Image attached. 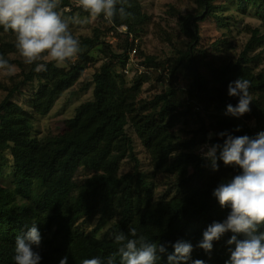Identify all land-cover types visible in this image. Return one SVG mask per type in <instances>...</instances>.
<instances>
[{
	"label": "trees",
	"instance_id": "1",
	"mask_svg": "<svg viewBox=\"0 0 264 264\" xmlns=\"http://www.w3.org/2000/svg\"><path fill=\"white\" fill-rule=\"evenodd\" d=\"M58 3L61 15L78 12L89 16L73 7L71 0ZM129 3L132 17L121 20L117 15L109 21L101 15L90 35L77 38L81 51L73 63L49 61L46 70L39 72L35 63L10 58L19 54L16 38L0 27V56L20 71L18 81L0 85L4 93L0 102V178L9 175L3 174L2 153L8 152L11 163V185L3 187L0 199V264H15L16 238L26 236L33 224L41 236L40 246H33L41 256L40 264H59L65 255L69 264L94 257L106 264L118 247L115 235H127L131 227L149 242L167 244V254L174 251L171 245L178 240L191 243L188 264L196 259L204 264H225L230 259L234 245L227 241L231 232L214 241L210 253L196 245L209 225L223 222L231 211L221 208L213 191L241 170L218 160L219 168L213 171L209 161L194 152L202 144L223 145L227 137H219L221 132L255 137L264 131V31L252 29L242 47L229 40V27L238 15L255 17L264 28V0H194L191 10L170 7L189 41L184 51L164 61L143 51L139 38L149 16L140 0ZM201 22L213 24L223 36L208 50L199 47ZM115 27H126L127 32L117 34V41L109 44V33ZM95 50L104 56V62L93 68L87 82L84 73L94 64ZM133 50L136 72L128 79L124 68ZM183 67L192 73L185 89L175 85ZM162 70L169 82L163 81ZM240 77L251 82L252 104L249 113L235 118L226 115L227 105L238 103V97L228 95V85ZM79 82L82 92L92 88V99L75 110L60 133L32 139L31 124L46 117L57 99ZM162 83L165 89L144 95L146 85L153 91ZM31 85L36 89L29 101L20 102L24 106L12 101L17 95H28L24 89ZM188 114L196 116L200 125L193 132V146L182 150L173 127ZM143 162L155 174L171 179L158 199L154 176L144 172ZM124 165L128 169L123 173ZM80 169L91 175L77 184ZM96 216L110 225L105 239L76 229L82 218ZM167 254L157 264H168ZM115 264H120L119 257Z\"/></svg>",
	"mask_w": 264,
	"mask_h": 264
},
{
	"label": "clouds",
	"instance_id": "2",
	"mask_svg": "<svg viewBox=\"0 0 264 264\" xmlns=\"http://www.w3.org/2000/svg\"><path fill=\"white\" fill-rule=\"evenodd\" d=\"M77 6L92 19L103 15L112 21L119 15L121 20H126L133 16L127 10L131 7L129 0H77ZM58 7V0H0V27L15 35L16 48L24 63H35L37 72L46 70V62L62 64L76 58L81 51L80 41L70 31ZM14 69L15 65L0 56V70L12 75ZM250 86L251 82L241 77L228 85V95L238 97V103L228 104L226 115L240 118L251 111ZM218 136L227 137L224 144L203 146L202 158L209 161L213 171L218 170L217 161L222 160L226 167L239 168L241 174L222 182L213 191L221 208L231 211L223 222L209 225L196 246L210 253L213 242L231 232L233 235L227 244L234 245V249L230 248V259L225 264H264V231L261 230L264 228V131L255 137H233L228 132L218 133ZM115 242L117 250L107 257L106 264H115L117 257L120 264H157L161 256L167 254V244L149 242L135 227H131L127 235L116 234ZM40 244V233L33 224L26 236L16 238L15 264H40L41 256L33 251V246L38 248ZM171 246L174 251L167 254L168 264H188L192 244L178 240ZM59 264H69L68 255ZM82 264H105V261L94 257L84 259ZM192 264H204V261L196 259Z\"/></svg>",
	"mask_w": 264,
	"mask_h": 264
},
{
	"label": "rangeland",
	"instance_id": "3",
	"mask_svg": "<svg viewBox=\"0 0 264 264\" xmlns=\"http://www.w3.org/2000/svg\"><path fill=\"white\" fill-rule=\"evenodd\" d=\"M143 8L146 10L149 16V22L145 26V32L140 36V44L143 51L147 55H152L157 57L158 60L164 61L168 58L176 57L177 51H184L186 49V44L188 43V37H184L180 27L177 25V18L174 13L169 10L170 7L174 6L180 10H191L194 5V0H140ZM77 4H74L73 7H76ZM65 21L69 24V29L74 35V37L79 38L82 36H88L91 34L92 29L97 25V18L92 19L90 16H82L78 12H75L72 15H67L65 13L62 15ZM258 28L261 32L264 31V28L261 26L259 20L252 16H240L236 17V21L229 27L230 29V42L233 46H243L248 39L252 29ZM224 28L223 30H227ZM200 40L199 47L203 50H208L211 48L212 43L222 38L223 36L219 32V29L216 28L211 23H200ZM212 50V49H211ZM94 64L90 65L84 73V79L88 82L91 78V74L95 69L94 67H99L104 62V56L101 55L97 50ZM13 60H18L24 63V59L20 54H15L10 57ZM72 63L75 61V58L70 60ZM25 64V63H24ZM127 72L125 73L128 79H131L134 75L135 64L130 62L124 68ZM120 68H116V72L119 73ZM166 71L162 70V79L163 81H170ZM178 80L176 82V87L186 88L192 81V73L187 71L186 68H182L178 74ZM20 71L15 66L14 74L7 75L4 70H0V85L6 86L11 83V79L18 81L20 78ZM79 82L73 89L63 93L55 102L52 110L46 117H38L36 121L31 124V138L38 137L39 139H44L48 136L56 135L60 133L64 124L67 120L71 119L75 110L84 102H87L92 99V88L82 92L80 88L82 87ZM157 89L153 91H148L150 89V84L144 87L146 92L144 95H152V92H159L165 89L164 83L156 86ZM36 89V85L28 86L24 91L28 94H20L12 98L14 103L21 104L23 101H29L31 98V92ZM4 97V93L0 91V102ZM21 99V101H19ZM19 101V102H18ZM21 102V103H20ZM200 121L196 116L188 114L187 116L180 117L177 122H175L173 127V132L179 137V145L182 150H187L191 148L192 145V136L193 132L199 129ZM208 144H202L194 152L196 155L202 156L201 148ZM4 159L3 163V174H9L6 177L0 178V199L3 194V187L7 188L11 185L10 172H11V163L8 159V152L2 153ZM141 156V155H140ZM143 170L147 175H153L155 183L158 186V189L155 192V198L158 199L162 196L165 190L168 188L167 184L170 182V178L163 173L154 172L152 168H149L146 165V162H143ZM128 166H123L122 172H126ZM91 175V172L85 169H80L77 174L75 181L77 184L82 183ZM37 183V182H35ZM110 225L101 220L99 217H93L91 219L82 218L76 224V229L84 232L85 234L92 235L98 239H105L109 236Z\"/></svg>",
	"mask_w": 264,
	"mask_h": 264
},
{
	"label": "built area",
	"instance_id": "4",
	"mask_svg": "<svg viewBox=\"0 0 264 264\" xmlns=\"http://www.w3.org/2000/svg\"><path fill=\"white\" fill-rule=\"evenodd\" d=\"M72 4L74 2V4H77V0H71ZM69 10V7L65 8V11L67 12ZM125 32H127V28L126 27H115L110 33H109V36H108V43L109 44H113L114 42L117 41V37L116 35L117 34H124ZM136 55V50H133L130 54V61L128 62V64L130 62L134 63V57ZM124 72L126 73L127 71L124 69Z\"/></svg>",
	"mask_w": 264,
	"mask_h": 264
}]
</instances>
